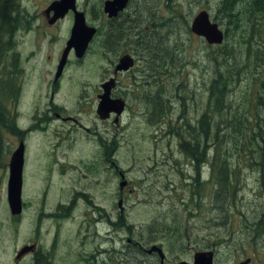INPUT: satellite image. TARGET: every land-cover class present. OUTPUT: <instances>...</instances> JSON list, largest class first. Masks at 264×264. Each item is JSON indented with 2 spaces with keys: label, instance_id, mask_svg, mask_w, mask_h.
<instances>
[{
  "label": "rangeland",
  "instance_id": "1",
  "mask_svg": "<svg viewBox=\"0 0 264 264\" xmlns=\"http://www.w3.org/2000/svg\"><path fill=\"white\" fill-rule=\"evenodd\" d=\"M150 1L152 6L157 0ZM34 2L35 0H22L21 14L18 18L21 29L15 36L21 61L30 64L32 60H37L36 64L26 66L25 75L28 83L25 84L23 79L25 89L21 104L17 108L16 126L23 132L27 127L28 116L31 117L37 111L43 110L50 97V92L46 96V80L51 78V73H48L51 67L47 68V74H40L35 71L33 65L40 67L42 56L49 53L53 56L52 67L55 66L67 41L62 38L66 29L71 26L70 19L64 20L61 29L57 26L51 30L56 31L58 36L53 41V45L49 47L47 44L42 45L36 38L35 30L32 32L26 30L30 18H32V27L41 24L39 18L43 6L35 5ZM221 2L222 0H174L173 5L182 7V11L180 9L177 14L179 20L186 17L190 21L192 16L204 9L210 12L212 19L225 31L227 40L223 44H229V52L225 57H231V47L241 67V72L232 76L223 72V79L234 81L231 86L225 88V99L228 100L232 115L243 116L250 101L259 102L264 98V82L261 83L264 68L261 64L257 69L244 67L246 60L259 63L260 56L264 55V15L258 12L264 10L262 8L254 10L256 8L253 9L251 5L248 11L252 13V17L251 21H248L249 19L243 14L247 6L240 5L236 15H239L240 11L241 15L235 19L236 25H234L223 13L221 14ZM143 6L141 14L146 18V22L144 20L143 23L145 28L151 23L147 17L153 15V10L150 11V4L147 1L143 2ZM162 15L166 16V13ZM171 19L167 16V21L162 24L167 30V35H164L165 29L144 31L142 47L145 48L147 45L151 48L153 58L149 62L152 61L153 66H149L148 62L146 65V60L141 62L142 57H139L131 77L129 78L127 74L121 76L123 87L119 89L121 93L118 95L126 98L129 106L119 123L100 120L96 113L97 107L95 109L93 106L97 103L95 96L100 90L101 83L106 78L104 71L109 68L107 60L101 56V48L106 50L110 47L101 46V43L91 44L85 60L81 63L76 61V57L71 56L72 53L70 54L71 64L65 69L63 84L54 99V103L62 113L61 107L65 109L67 114L63 117L77 119L82 128L80 129L73 121L52 119L48 123L43 122L42 125L46 129L35 131L29 140H35V149L45 150L54 142L48 133L58 131L66 136L65 131L74 127L76 147L78 140L84 141L93 137L96 131L107 136L110 143H113L115 171L113 219L115 235H117L114 238L115 247L124 243L122 239L126 241L128 238H139V236L156 237L157 245L159 243L162 245L161 248L167 257L165 264H179L180 260L190 262L195 252L205 249L207 245L202 246V240L205 238V244L209 240V246L216 247L221 253L217 264H236L248 257L253 259L252 264H264V195L262 194L264 190H260L262 182L257 180L260 177L258 173L264 175L258 172L264 170V162L253 160L252 153L247 152L251 156L250 164L254 165H250V168H254L255 171L248 168L240 170L244 161L237 162L243 155V150L234 148V143L226 138L217 146H220L223 157L227 155L224 161L229 164L231 173L240 170L238 174L240 181L231 178V181H235L232 187L226 185L223 192H218L219 186L216 182L214 185L204 184L203 188L202 184H197L198 186L195 184L192 179L195 176L193 167H190L181 153L184 152L183 149L187 144H191L192 128H198L196 123L200 115L208 114L213 118L211 104L215 100V95L211 92V82L218 77V71L222 70L218 59L219 49L223 44L210 46L201 39L191 37L190 31L185 29L183 22L179 25L174 16ZM93 20L94 17L91 21ZM252 25L254 27H251ZM48 39L46 37L45 42ZM36 41L40 43L37 55H35ZM143 52L146 55V49ZM140 56H143L141 52ZM147 66L152 71L154 66L158 67L154 76H151L152 72ZM21 75L25 78L23 73ZM159 91L163 93H157ZM88 110L89 112H85ZM56 112L52 111L50 115L55 116ZM227 114L228 110L224 111L222 116L227 117ZM5 121L3 119L0 124ZM10 121L9 115L8 124ZM244 122L249 128L255 126L254 117H249V120ZM49 127H51L50 131H48ZM83 127L89 130H84ZM28 134L29 131L25 136L24 134L18 136L10 131L9 125L0 127V176L3 161L6 157L11 158L12 152ZM77 148L84 150L83 147ZM228 148L232 149L229 154H227ZM68 150L67 147L61 149L66 152ZM80 156L82 160L78 164L80 166L78 171L82 180L87 179L81 182L84 188L95 182V178L84 166L85 161L90 162L91 158ZM224 166L226 167V164ZM121 171L127 174L126 178H117ZM143 177L147 179L143 180ZM24 179H26L25 170ZM3 181L4 184L0 185V264H26L27 260L17 263L16 255L25 247L27 212H23L20 223L12 221L7 203V179ZM122 183L123 187L129 183L134 188V195L126 192L123 195L125 199H129L124 205L123 212L119 203L120 192L118 193ZM197 191L205 194L199 197ZM205 195L206 197H203ZM147 197L155 198L156 201L147 203V200V205H143L137 200ZM24 198L23 185L22 199L26 203ZM107 213L109 215V207ZM256 222L261 225L259 230L253 228ZM209 246L208 248H211Z\"/></svg>",
  "mask_w": 264,
  "mask_h": 264
},
{
  "label": "flooded vegetation",
  "instance_id": "2",
  "mask_svg": "<svg viewBox=\"0 0 264 264\" xmlns=\"http://www.w3.org/2000/svg\"><path fill=\"white\" fill-rule=\"evenodd\" d=\"M59 1L68 4V0H35V5L43 6L39 18L41 24L38 27H32V18H30L28 22V27H30V29L28 32L35 30L36 38L40 40L42 45L47 44V47H49L53 45V41L58 38L56 31L51 30L57 26L58 29H61L62 22L70 19L71 26L66 29L62 38V40H67V44L68 40L71 38L75 14L77 12L84 13L88 25L96 30L92 45L101 43V46L107 45L110 47L106 50L101 48V56L107 60L109 68L105 69L104 73L106 78L101 83L100 90L95 96L97 103L99 104L100 96L103 94L102 86L106 82L114 79L115 84L109 92V98L111 100H122L125 103L126 112L129 103L126 98L118 94L121 93L119 89L123 87L121 76L127 74L130 78L138 58L142 57L141 59H143L145 57V52H143L145 48L142 47L144 44V31L146 30V27L143 28V23L144 20L146 22V18L142 16L144 14H141V7L144 8L143 2L147 1L150 4V11L153 10V13H157L156 16L148 15L147 17L151 20V23L154 24L155 21L160 22L163 21V19L167 21V16L172 18L177 9L176 5H173L174 0H157L152 6L150 0H73L74 7L69 8L64 14V17L62 16V18L55 21L53 20L55 12L49 10V7ZM107 6L113 8L112 12L106 11ZM162 13H166V16L161 15ZM93 17L95 20L91 21ZM161 18L163 19L161 20ZM46 37L49 38L47 42H45ZM11 40L12 46L10 50L6 49L5 54L0 53V123L3 119L6 120L5 123L0 124V127H2V125H9L10 131L18 136L23 134L25 136V133L29 131L26 139L20 141V143H25L26 179H24V200H26V203L23 202V212H27V235L25 247L22 248L25 254L20 258L16 255V262L19 263L23 260H27L26 264H165L167 257L164 254V260H162L159 249L162 250L163 248H161L162 245L160 243L157 245L158 242H156V237L139 236V238H128L126 241L122 239L124 242L122 245L118 247L114 246V238L115 236L117 237V235H115L113 219V182L115 178L113 160L114 150L113 143H110L107 136L96 131L92 135L93 137H89L84 141L78 140L77 147H83L84 150L76 147V137L73 133V130H75L74 127L65 131L66 136L58 131L48 133V136H51L54 142L45 150L35 149V140H29L30 136L35 131H44L46 129V127L42 125L43 122L48 123L52 119H62L65 122L73 121L80 129L82 128L77 119L69 116L63 117L67 114L65 109L61 107L63 110L62 113L58 105L54 103L55 96L61 89V84H63L62 81L65 75L64 71V74H62L59 79L55 78L61 56L58 58V63L56 62L54 67H52L51 64L53 56L49 53L42 56L40 67L33 65L35 71L40 74H47V68L51 67V69L48 70V73H51V78L46 80V96L48 92H50V97L43 110L37 111V113H34L31 117L28 116L25 132L17 128V108L21 104L25 84L28 83L27 76L25 75L27 72L26 66L36 64L37 60H32L30 64L22 62L21 56L19 52H17L16 39L11 38ZM39 45L40 43L36 41L35 55L38 54ZM140 52L143 56H140ZM71 56L75 57V53L72 52ZM125 56H131L134 59V67L127 72L115 73L117 63ZM84 60L85 58H76V61L79 63ZM70 64L71 59L68 60L65 69H67ZM22 73L25 75V78L24 76L22 78ZM134 81L137 83L136 77H134ZM138 87L139 84L137 85V90ZM161 92L163 93V91L157 93L162 94ZM97 103L93 105L95 109L98 107ZM52 111H57L55 116L50 115ZM85 112H89V110ZM125 112L118 119L113 112L106 118H100V116H98L99 119L104 122L114 121L116 124L119 123ZM9 115L11 117L10 124H8ZM83 129L89 130L86 127H83ZM50 130L51 127L48 128V131ZM193 146L195 145L191 143V145L187 148L185 147L183 149L184 152L181 153L190 167H193L196 176L195 181L197 180L198 184H202L201 186L203 188L204 182L202 180V172L204 168L209 167L213 176L216 173H221V171L225 169V158L220 159L221 165L219 167L215 165V158H212L210 161V133H206L203 136L202 142L200 146L197 147L196 151H193ZM66 147L69 149L68 152L61 151V149ZM247 152V150H243V155L237 162L242 163L244 161L240 170L247 168L251 170V156H249ZM252 153L254 155L256 154V145L252 149ZM80 155L85 158H91L90 162L85 161L84 166L95 178V182L84 188L81 182L87 179L82 180L80 172L78 171V169H80L78 164H80L82 160ZM10 160L11 158L6 157L5 161H3L4 163L1 167L2 174L0 176V185L4 184L3 179H7V190ZM247 161H249V163ZM238 171L239 170L233 171L232 173L229 171V180H231V178L236 180L235 173ZM260 172L264 173L263 170ZM126 176L127 174L121 171L118 173L117 178H126ZM142 179L145 180L147 178L143 177ZM192 179L194 181V177H192ZM218 179L219 176H217L216 180ZM259 179L262 182V189L264 186V175L260 174L257 180ZM197 183L195 182L196 185ZM125 192L134 195V188H132L129 183L125 188H119V203L122 205L121 212L124 210V205L129 201V199L123 197ZM204 194L205 193H201V195ZM148 198L149 197L137 200H140L143 205H147V200V203H154L156 201L155 198ZM108 207L109 215L107 213ZM23 212L21 215H11L12 221L20 223ZM202 243V246L207 245V247L200 251H212L215 255L213 264H217L218 256L221 253H219L216 247L212 248V246H209L208 241L206 242L207 244H205V238L202 240ZM208 246L211 248H208ZM193 257L190 262L193 261ZM252 263L253 259L251 264Z\"/></svg>",
  "mask_w": 264,
  "mask_h": 264
},
{
  "label": "trees",
  "instance_id": "3",
  "mask_svg": "<svg viewBox=\"0 0 264 264\" xmlns=\"http://www.w3.org/2000/svg\"><path fill=\"white\" fill-rule=\"evenodd\" d=\"M240 5L247 6V8L243 11L244 17L246 19L247 18L250 19L252 17L251 16L252 13L248 11L251 5L253 9L254 7L256 8L254 10H260L261 8L264 10V0H224V1L222 0L220 6L221 7L220 12L221 14L222 13L224 14L226 12L224 14L225 18L229 22H232V24L236 25L233 22L235 18H238L241 15V11L238 12L239 15H236ZM223 9L225 10V12ZM258 12L264 15V11H258ZM248 21H251V19ZM18 25H19L18 0H0V53L5 54L6 49L9 50L8 47L11 44V40L9 39L12 38L13 32ZM184 27L185 29L188 30L189 28L188 20H184ZM251 27L254 26L252 25ZM228 45L229 44H223L219 49L218 62L222 70L221 72H219L218 77L215 78L213 82H211L212 83L211 92H213V95H215V100L211 104V108L213 111V118H211L208 114L207 115L201 114L198 122L196 123L198 124V128L195 129L193 127L192 133L190 135L191 143L195 145L193 146V151H196L197 147L200 146V143L202 142L203 136L206 133H210V143L212 144V142H214L211 145V147L213 148V154H214L213 158L216 159V164H215L216 167H219L221 165L219 157H221L222 155V153L219 154L220 146L218 147L217 145H219L226 138L229 139L230 142L234 143V148H239L241 150L245 149L251 153H252V147H251L252 142L257 140L259 141L262 140L264 142V98L261 99L259 102L250 101L246 111L243 113V116L241 114L232 115L231 108L228 106V100L225 99V92L227 86H231V83H233L234 81L231 79H223L224 77L223 72L232 76L236 73L238 74L239 71L241 70L240 62L237 61L236 56L233 54V49L230 46L229 47H230L231 57L230 58L225 57L227 56V52H229ZM145 49H146V65L148 62V65L152 67V61L149 62V60L153 58L152 50L150 47H147V45L145 46ZM260 59L261 60L259 61V63H254L253 61L246 60L244 67L245 68L253 67L254 69H257L259 64H261V66L264 68V55H261ZM157 68L158 67H153V71H152V69H150L147 66V69L152 72L151 76H154V74L157 71ZM261 78H262L261 83H263L264 74H262ZM263 88H264V83H263ZM227 110H228L227 117L222 116V113ZM249 117L256 118L255 126L250 128H248L244 122V120L246 121L249 120ZM189 145L191 144H187L186 148ZM261 151L262 149L259 148L258 154H260ZM252 155H253L252 156L253 160L263 162L262 160H264V152L262 153V156L260 155L257 157L253 153ZM260 158H262V160ZM224 164H226V167L224 166L225 169H223L221 173H217V176L220 175L219 179L216 182L217 186H219L218 192H223V188L226 185L232 187V185L235 183V181L233 182L229 180V175H230L229 164H227L226 162ZM250 165L252 166L253 164Z\"/></svg>",
  "mask_w": 264,
  "mask_h": 264
},
{
  "label": "water",
  "instance_id": "4",
  "mask_svg": "<svg viewBox=\"0 0 264 264\" xmlns=\"http://www.w3.org/2000/svg\"><path fill=\"white\" fill-rule=\"evenodd\" d=\"M59 4L55 5V9H58ZM71 6L74 7L73 2ZM60 16V15H57ZM191 30L196 35L203 37L210 45L222 44L224 40V32L220 29L217 23L211 22L210 16L207 11L200 12L192 23ZM93 38V30L88 28L85 24L83 14H77L72 37L68 42V45L63 53V58L60 62L57 77L60 76L63 67L66 63L67 56L72 48L75 49L77 56L82 57L88 47L89 42ZM133 64L132 60L125 57L121 59L120 64L116 70H127ZM113 86L112 82L105 84V94L101 97V103L99 105V114L106 118L109 113L116 112L120 114L123 111L124 103L122 100L109 99V92ZM23 165H24V145L21 144L19 148L14 152L11 160V175L9 184V204L12 214H20L22 210L21 191L23 182ZM212 253H198L195 256L194 264H212ZM247 262L241 264H247ZM180 264H189L187 262H181Z\"/></svg>",
  "mask_w": 264,
  "mask_h": 264
},
{
  "label": "bare ground",
  "instance_id": "5",
  "mask_svg": "<svg viewBox=\"0 0 264 264\" xmlns=\"http://www.w3.org/2000/svg\"><path fill=\"white\" fill-rule=\"evenodd\" d=\"M223 1H224V0H223ZM147 9H148V8H147ZM224 9H225V8H224ZM224 9H223V10H224ZM223 10H222V11H223ZM225 10H226V9H225ZM225 10H224V12H225ZM143 12H144V11H143ZM225 13H226V12H225ZM225 13H224V14H225ZM170 19H171V18H170ZM235 19H236V18H235ZM235 19H234V21H235ZM250 19H251V18H250ZM250 19H249V20H250ZM171 20H172V19H171ZM261 20H262V19H261ZM255 21H256V20H255ZM237 22H238V20H237ZM253 22H254V21H253ZM233 23H234V22H233ZM250 24H251V23H250ZM167 25H168V24H167ZM167 25H166V26H167ZM227 25H228V24H227ZM259 27H260V26H259ZM259 27H258V28H259ZM236 28H237V27H236ZM261 28H262V27H261ZM263 28H264V27H263ZM171 31H172V30H171ZM251 35H252V34H251ZM226 37H227V35H225V41H226ZM255 42H256V41H255ZM150 46H151V45H150ZM153 46H154V45H153ZM175 47H176V46H175ZM175 49H176V48H175ZM251 50H252V49H251ZM163 53H164V52H163ZM235 55H236V54H235ZM163 59H164V58H163ZM150 60H151V59H150ZM170 61H171V60H170ZM170 61H169V62H170ZM171 62H172V61H171ZM152 66H153V65H152ZM154 67H155V66H154ZM173 68H174V67H173ZM167 71H168V70H167ZM240 72H241V71H240ZM165 73H166V72H165ZM218 73H219V71H218ZM226 74H227V73H226ZM236 74H237V73H236ZM155 76H156V75H155ZM229 76H230V75H229ZM149 78H150V77H149ZM232 78H233V77H232ZM155 79H156V78H155ZM222 81H223V80H222ZM181 87H183V86H181ZM184 91H185V90H184ZM167 92H168V91H167ZM181 96H182V95H181ZM172 97H173V96H172ZM147 100H148V99H147ZM184 100H185V99H184ZM208 103H209V102H208ZM207 106H208V105H207ZM206 115H207V114H206ZM255 119H256V118H255ZM249 124H250V123H249ZM258 124H259V123H258ZM248 126H249V125H248ZM258 126H259V125H258ZM248 128H249V127H248ZM248 130H250V129H248ZM218 139H219V138H218ZM218 139H217V140H218ZM206 140H207V139H206ZM251 140H252V139H251ZM208 141H209V140H208ZM218 143H219V142H218ZM224 143H225V142H224ZM195 144H196V143H195ZM198 144H199V143H198ZM208 148H209V147H208ZM192 149H193V148H192ZM192 149H191V150H192ZM204 150H205V149H204ZM215 150H216V149H215ZM217 150H218V149H217ZM216 152H217V151H216ZM185 154H186V153H185ZM216 154H217V153H216ZM219 154H221V153H219ZM189 156H190V155H189ZM193 157L195 158V156H193ZM195 159H197V158H195ZM223 159H224V158H223ZM198 162H199V161H198ZM220 163H221V162H220ZM196 167H197V166H196ZM212 168H213V167H212ZM198 170H199V169H198ZM200 170H201V169H200ZM213 172H214V171H213ZM213 174H214V173H213ZM235 174H236V173H235ZM227 175H228V174H227ZM219 176H220V175H219ZM238 177H239V176H238ZM216 178H217V177H216ZM196 181H197V180H196ZM227 181H228V180H227ZM225 183H226V182H225ZM227 184H228V183H227ZM197 186H198V185H197ZM227 186H229V185H227ZM239 190H240V189H239ZM233 192H234V191H233ZM231 193H232V192H231ZM205 196H206V195H205ZM199 197H200V196H199ZM227 198H228V197H227ZM225 200H226V199H225ZM232 204H233V203H232ZM229 206H230V205H229ZM234 206H235V205H234ZM235 208H236V207H235ZM219 210H220V209H219ZM223 211H224V210H223ZM91 214H92V213H91ZM193 216H194V215H193ZM221 218H222V217H221ZM262 218H263V217H262ZM106 219H107V217H106ZM101 224H102V223H101ZM250 225H251V224H250ZM260 226H261V225H260ZM248 228H249V227H248ZM250 228H251V226H250ZM253 228H254V227H253ZM253 228H252V229H253ZM257 229H258V228H257ZM258 230H259V229H258ZM251 231H252V230H251ZM254 231H255V230H254ZM254 231H253V232H254ZM255 235H256V234H255ZM211 236H212V235H211ZM232 238H233V237H232ZM229 239H230V238H229ZM130 240H131V239H130ZM208 241H209V240H208ZM129 242H130V241H129ZM131 242H132V241H131ZM133 242H134V241H133ZM132 244H133V243H132ZM128 248H129V247H128ZM113 253H114V252H113ZM115 253H116V251H115ZM124 253H125V252H124ZM104 256H105V255H104ZM112 257H113V256H112ZM93 260H94V259H93ZM114 261H115V260H114ZM104 262H105V261H104ZM124 262H125V261H124ZM105 263H106V262H105ZM106 264H107V263H106ZM113 264H115V263H113Z\"/></svg>",
  "mask_w": 264,
  "mask_h": 264
}]
</instances>
